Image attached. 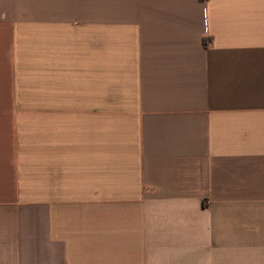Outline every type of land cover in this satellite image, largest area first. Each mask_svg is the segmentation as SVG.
<instances>
[{"label": "crops", "instance_id": "obj_1", "mask_svg": "<svg viewBox=\"0 0 264 264\" xmlns=\"http://www.w3.org/2000/svg\"><path fill=\"white\" fill-rule=\"evenodd\" d=\"M0 264H264V0H0Z\"/></svg>", "mask_w": 264, "mask_h": 264}]
</instances>
